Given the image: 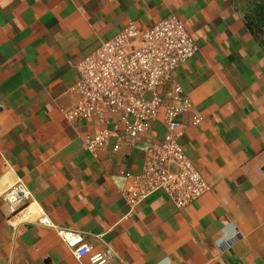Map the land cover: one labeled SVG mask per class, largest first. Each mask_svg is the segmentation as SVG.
I'll return each mask as SVG.
<instances>
[{
	"label": "crops",
	"instance_id": "crops-1",
	"mask_svg": "<svg viewBox=\"0 0 264 264\" xmlns=\"http://www.w3.org/2000/svg\"><path fill=\"white\" fill-rule=\"evenodd\" d=\"M170 14L200 48L174 77L193 104L182 148L211 185L184 208L161 190L125 197L150 138L93 153L85 139L99 121L63 113L81 59L128 24L147 30ZM0 105V264H82L56 229L12 225L2 193L16 181L55 225L87 234L93 250L110 245L106 264H264V45L236 0H0Z\"/></svg>",
	"mask_w": 264,
	"mask_h": 264
},
{
	"label": "built area",
	"instance_id": "built-area-1",
	"mask_svg": "<svg viewBox=\"0 0 264 264\" xmlns=\"http://www.w3.org/2000/svg\"><path fill=\"white\" fill-rule=\"evenodd\" d=\"M199 50L184 22L170 14L147 30L136 22L128 24L76 65L79 78L73 89L78 99L63 113L69 122L99 121L97 131L85 139L87 150L97 153L110 147L118 152L138 138L151 139L142 169L127 173L124 194L131 204L161 190L184 208L211 187L182 148L181 119L193 104L174 77L177 68ZM170 83L165 95L163 87ZM193 114V123H200L201 114ZM157 121L165 128L162 138L152 132ZM2 197L9 204V219L15 218L13 226L36 220L56 229L80 263L106 264L117 255L110 245L93 250L87 234L55 225L32 200L24 182L11 184ZM32 205L34 215L29 213Z\"/></svg>",
	"mask_w": 264,
	"mask_h": 264
},
{
	"label": "trees",
	"instance_id": "trees-1",
	"mask_svg": "<svg viewBox=\"0 0 264 264\" xmlns=\"http://www.w3.org/2000/svg\"><path fill=\"white\" fill-rule=\"evenodd\" d=\"M244 17L247 28L264 45V0H254L251 9Z\"/></svg>",
	"mask_w": 264,
	"mask_h": 264
},
{
	"label": "rangeland",
	"instance_id": "rangeland-1",
	"mask_svg": "<svg viewBox=\"0 0 264 264\" xmlns=\"http://www.w3.org/2000/svg\"><path fill=\"white\" fill-rule=\"evenodd\" d=\"M253 1L254 0H236L237 6L244 16L251 9Z\"/></svg>",
	"mask_w": 264,
	"mask_h": 264
},
{
	"label": "bare ground",
	"instance_id": "bare-ground-1",
	"mask_svg": "<svg viewBox=\"0 0 264 264\" xmlns=\"http://www.w3.org/2000/svg\"><path fill=\"white\" fill-rule=\"evenodd\" d=\"M29 213H31L32 215H34L36 213V210H35V206L32 205L30 208H29ZM28 214V213H26ZM25 215V214H24ZM21 216V215H20Z\"/></svg>",
	"mask_w": 264,
	"mask_h": 264
}]
</instances>
